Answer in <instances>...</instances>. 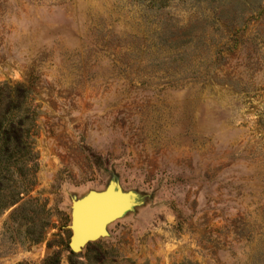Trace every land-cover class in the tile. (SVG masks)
Returning <instances> with one entry per match:
<instances>
[{"label": "rangeland", "instance_id": "obj_1", "mask_svg": "<svg viewBox=\"0 0 264 264\" xmlns=\"http://www.w3.org/2000/svg\"><path fill=\"white\" fill-rule=\"evenodd\" d=\"M7 115L36 159L0 180V264H264V0H0Z\"/></svg>", "mask_w": 264, "mask_h": 264}, {"label": "trees", "instance_id": "obj_2", "mask_svg": "<svg viewBox=\"0 0 264 264\" xmlns=\"http://www.w3.org/2000/svg\"><path fill=\"white\" fill-rule=\"evenodd\" d=\"M146 1L156 8H165L171 0ZM33 159L36 157L33 153V143L30 142L29 131L21 123H15L11 115L4 116L3 122L0 123V180L5 179L2 177L3 172L9 175L10 169L17 166H20L17 173L23 177L29 173V170H25V166ZM36 166V164L32 166V172L37 170ZM30 184L33 185L32 181ZM1 197L0 193V203Z\"/></svg>", "mask_w": 264, "mask_h": 264}, {"label": "water", "instance_id": "obj_3", "mask_svg": "<svg viewBox=\"0 0 264 264\" xmlns=\"http://www.w3.org/2000/svg\"><path fill=\"white\" fill-rule=\"evenodd\" d=\"M112 189H114V193L116 196H113V202L111 203L110 208L102 213V217L98 218V221L93 224H97L98 228L91 227L89 229L87 227L86 230L81 231L80 222L83 218V209H80L77 213L75 209L73 213V220L70 226V229L72 230V238L69 247L72 252H80L86 245L91 242L97 241L102 236H104L109 223L112 222L117 216H119V214L129 205L130 200H127V197L119 195V193L113 187L108 188L107 191L101 195H107Z\"/></svg>", "mask_w": 264, "mask_h": 264}, {"label": "bare ground", "instance_id": "obj_4", "mask_svg": "<svg viewBox=\"0 0 264 264\" xmlns=\"http://www.w3.org/2000/svg\"><path fill=\"white\" fill-rule=\"evenodd\" d=\"M102 200H106L103 205L101 204L100 207L96 206L95 210L92 211L91 214H89L87 217L86 215L83 214L82 221L80 222V228L81 231H84L86 229H82V224L84 223L83 221L87 220V227L90 229L91 227L98 228V225H93L95 222L98 221V218L102 217V213H104L106 210H108L111 206V203L113 202V197L107 195V196H97L94 197L88 205L96 204L97 202H101ZM93 225V226H92Z\"/></svg>", "mask_w": 264, "mask_h": 264}]
</instances>
